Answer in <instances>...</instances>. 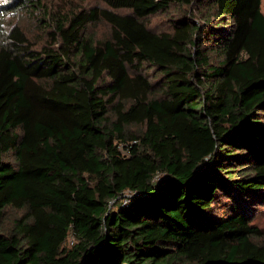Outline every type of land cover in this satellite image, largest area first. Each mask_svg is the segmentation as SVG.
Segmentation results:
<instances>
[{
  "label": "trees",
  "instance_id": "1",
  "mask_svg": "<svg viewBox=\"0 0 264 264\" xmlns=\"http://www.w3.org/2000/svg\"><path fill=\"white\" fill-rule=\"evenodd\" d=\"M98 1L0 6V264H264L261 0Z\"/></svg>",
  "mask_w": 264,
  "mask_h": 264
},
{
  "label": "rangeland",
  "instance_id": "2",
  "mask_svg": "<svg viewBox=\"0 0 264 264\" xmlns=\"http://www.w3.org/2000/svg\"><path fill=\"white\" fill-rule=\"evenodd\" d=\"M33 3L38 1V4H44L45 7L51 11L54 10H69L71 8L89 9L91 7L103 8L105 7L98 0H31ZM13 3L14 0H8L7 3H0V6ZM261 12L264 15V0H261L260 5ZM125 12V11H119ZM43 17L42 10H36L34 13L28 7L21 8L17 11L6 14L0 18V40L3 37L5 29L9 28L13 24H20L25 27L27 36L39 47L45 42L46 36L42 27H39L36 18ZM148 27L155 32H162L169 30V16L165 12H160L154 16L147 18ZM85 33L92 39L99 41L107 39L110 36V27L103 21L89 24L86 27ZM18 215V211L7 209L6 220H11ZM253 223L264 231V207H258L252 212ZM71 238V236L69 237Z\"/></svg>",
  "mask_w": 264,
  "mask_h": 264
},
{
  "label": "clouds",
  "instance_id": "3",
  "mask_svg": "<svg viewBox=\"0 0 264 264\" xmlns=\"http://www.w3.org/2000/svg\"><path fill=\"white\" fill-rule=\"evenodd\" d=\"M8 0H0V3H7Z\"/></svg>",
  "mask_w": 264,
  "mask_h": 264
},
{
  "label": "built area",
  "instance_id": "4",
  "mask_svg": "<svg viewBox=\"0 0 264 264\" xmlns=\"http://www.w3.org/2000/svg\"><path fill=\"white\" fill-rule=\"evenodd\" d=\"M70 244H72V240H70V242H69Z\"/></svg>",
  "mask_w": 264,
  "mask_h": 264
}]
</instances>
